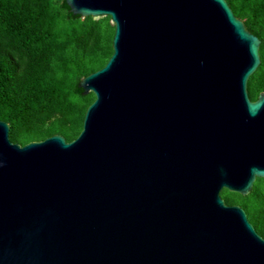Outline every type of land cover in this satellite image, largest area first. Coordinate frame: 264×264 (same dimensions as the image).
<instances>
[{"label":"water","instance_id":"1","mask_svg":"<svg viewBox=\"0 0 264 264\" xmlns=\"http://www.w3.org/2000/svg\"><path fill=\"white\" fill-rule=\"evenodd\" d=\"M109 15L113 52L77 80L78 135L23 145L0 119V264H264L223 188L264 178L260 39L226 0H63Z\"/></svg>","mask_w":264,"mask_h":264},{"label":"trees","instance_id":"2","mask_svg":"<svg viewBox=\"0 0 264 264\" xmlns=\"http://www.w3.org/2000/svg\"><path fill=\"white\" fill-rule=\"evenodd\" d=\"M234 15L260 39V63L247 80L251 100L264 91V0H226ZM63 0H0V119L21 145L82 129L92 92L75 91L77 80L101 68L113 52L109 15L71 16ZM264 178L247 194L223 188L228 205H240L264 237Z\"/></svg>","mask_w":264,"mask_h":264},{"label":"rangeland","instance_id":"3","mask_svg":"<svg viewBox=\"0 0 264 264\" xmlns=\"http://www.w3.org/2000/svg\"><path fill=\"white\" fill-rule=\"evenodd\" d=\"M263 187H264V185H263Z\"/></svg>","mask_w":264,"mask_h":264}]
</instances>
